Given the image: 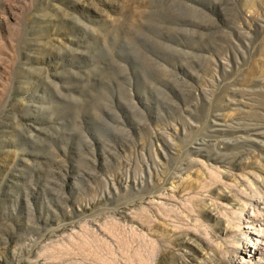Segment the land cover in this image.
Listing matches in <instances>:
<instances>
[{
	"label": "rangeland",
	"instance_id": "rangeland-1",
	"mask_svg": "<svg viewBox=\"0 0 264 264\" xmlns=\"http://www.w3.org/2000/svg\"><path fill=\"white\" fill-rule=\"evenodd\" d=\"M0 264H264V0H0Z\"/></svg>",
	"mask_w": 264,
	"mask_h": 264
}]
</instances>
